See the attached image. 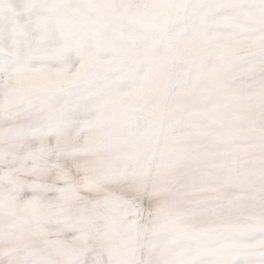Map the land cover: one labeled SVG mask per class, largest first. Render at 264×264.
<instances>
[{
	"label": "clouds",
	"instance_id": "obj_1",
	"mask_svg": "<svg viewBox=\"0 0 264 264\" xmlns=\"http://www.w3.org/2000/svg\"><path fill=\"white\" fill-rule=\"evenodd\" d=\"M0 264H264V0H0Z\"/></svg>",
	"mask_w": 264,
	"mask_h": 264
},
{
	"label": "snow or ice",
	"instance_id": "obj_2",
	"mask_svg": "<svg viewBox=\"0 0 264 264\" xmlns=\"http://www.w3.org/2000/svg\"><path fill=\"white\" fill-rule=\"evenodd\" d=\"M59 2H63V0H59ZM90 2L95 3V0H90ZM213 2H214V0H208V3H209V4H211V3H213Z\"/></svg>",
	"mask_w": 264,
	"mask_h": 264
}]
</instances>
